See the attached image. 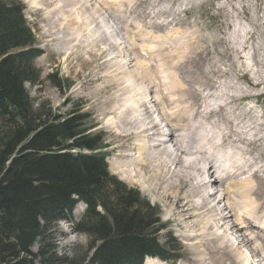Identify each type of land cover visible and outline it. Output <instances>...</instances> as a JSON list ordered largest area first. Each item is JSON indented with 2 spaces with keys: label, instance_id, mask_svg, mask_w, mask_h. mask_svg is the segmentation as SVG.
<instances>
[{
  "label": "rangeland",
  "instance_id": "374dc122",
  "mask_svg": "<svg viewBox=\"0 0 264 264\" xmlns=\"http://www.w3.org/2000/svg\"><path fill=\"white\" fill-rule=\"evenodd\" d=\"M17 1H20L23 5L24 19L35 35V45L41 51L34 62L36 68L40 71V82L38 84L25 83V88L34 105L37 106V104L45 102L47 108H50L56 115L66 116L72 111H76L88 116L85 126L91 127L90 131L92 133H99L104 143L108 145L104 151L108 152L109 172L128 187L139 190L140 194L158 209L157 217L162 225L156 235L158 242L164 247L167 245L166 252L175 255V257L167 260L155 259L154 261L158 264L190 263L184 243L183 228L179 224L178 216L173 213L172 206L165 199L166 192L163 191L164 193H162L161 191L162 188L166 190L168 186L166 187L165 183L163 185L158 184L162 187L159 188L154 181L153 184L144 183V181L141 182L142 184L137 181H126L121 178L122 174L116 173V168L119 165L124 166L129 163L127 159H121L117 155L122 142L117 141L116 130L109 122L110 118L113 117L108 112L110 107L117 105V103L118 105L123 104L118 97L123 92L112 88L109 91L101 90V95H99L93 93L92 89L100 82L104 83L105 80V82H109L110 76H115L114 80L120 78L123 82L127 78L134 80V73L143 77L142 72L145 65L141 61L143 57L140 56L139 50L147 41L141 38L140 33V41L136 39L137 34L135 33L133 34L134 37H130L128 30L119 28L116 21V19L125 18V15H127V19L135 13H140L143 16L138 15L145 17L144 19L149 20V23L153 26L164 23V26L159 28L161 35H169L168 32L171 34L169 37L166 36V39L163 36L160 40L151 43L154 46L157 45V51H160L158 48L160 47L161 53H165L171 51L174 47H180L181 43L183 46L186 42H191L198 49L201 57L208 53L206 58L215 61V64L208 61V64L198 65L195 70L194 66H190L188 67L189 74L185 76L180 74V69L170 68L168 60L164 57L160 61L155 60L162 65V69H158V66L156 68L148 67L155 69L157 72H162L170 80H176L177 82L183 80L184 85L196 82L198 85H194L195 88L197 87L195 91L203 92L208 99L211 96L210 93H213L212 99H209L208 102L214 103L213 108L224 105L225 120L229 119L227 121L228 126H226L224 119L209 117L210 122L207 121L209 122L207 129L211 132L216 131L219 138L230 135V127L235 124V126L239 125L241 127L242 135L245 133L248 137L257 140L256 147L259 148L261 145L264 148V112L262 114L258 113L260 112V106L263 107L262 110L264 109V99H262L264 98V51H260V47L264 48V39L262 38V36L264 37V0L257 14H255L251 3L249 5V0H244L246 3L243 0H235L233 9L229 7L232 4L230 0H214L213 2H206V4L203 3L204 5L194 4L186 0H131L130 2L129 0H123L126 2L125 4L118 3L116 7L112 6V8H110V4L101 6L97 0H67V2L62 0L65 3L61 0H46L47 2L44 0L34 2H32L33 0ZM104 1L111 2L115 0ZM58 3L59 9H56ZM220 5L227 6V9L222 7L223 13L217 10ZM243 5L244 8H248V12L240 8ZM147 7L150 9L149 11H147ZM93 12H96L95 17L92 14ZM128 12H130L129 15ZM78 15L80 18L76 20ZM65 19L70 21L64 23L66 26H60V20ZM75 21L78 22L75 23ZM155 29L158 32L159 29ZM237 32L243 33L235 45L237 55L241 58L244 56L246 63L245 65L236 66L222 63L224 61H221V59L225 58L224 60H227V55L223 53L227 43L212 45L211 41L215 39L217 41L224 37L225 41L228 39L236 41ZM247 34L252 36L250 46L258 45L259 47L256 50L248 47L245 52H242L240 45L247 46L244 41ZM131 38L135 43L131 41ZM159 42L163 45L159 46ZM136 43L138 49H136ZM204 45L208 47V50H203ZM252 52L257 55L253 56ZM145 64L147 65L146 62ZM52 73L65 81L62 82L61 80L60 87L54 86L52 80L47 78ZM153 74L155 77V73ZM143 82L141 83V87L144 88H142V91L148 90V93H142L140 98L147 101L152 98L154 100V93L149 90V81ZM124 84L126 85L127 82H124ZM124 84H121L120 87ZM90 91L93 95H87ZM108 96L111 99L105 106L102 102H105V98H109ZM127 96L128 94H126ZM206 96H203V98H206ZM231 97L235 100L231 101ZM121 98L122 96H120ZM138 99L136 97L133 100ZM202 102L204 101H199L197 104L204 107L205 105H201ZM153 103L152 101L151 105ZM254 104L258 106L256 111ZM152 107L155 110V117L158 118L160 123L163 122L160 119L159 110L153 105ZM161 126L163 130L167 131L168 128L165 122L164 124L161 123ZM178 126L175 125V127ZM175 129L177 130V128ZM175 133L178 134V130ZM242 156L249 158L246 153ZM248 163L250 161L245 164ZM255 165H259L256 168L258 174L264 177V154L256 160L253 166ZM136 177L138 176L134 175L132 178L136 179ZM141 179H145V177L142 176ZM149 185L153 188H149ZM215 186H217L215 187L217 192L221 193V187L217 184ZM187 190L188 188L182 187L178 195H184ZM257 199L261 200L260 197H257ZM225 205L222 203L220 207ZM83 212V208L81 210L77 207L76 211L73 212V219L76 221L80 219ZM89 239L86 234L78 232L72 224L63 220L56 222L52 230V241L56 247V254L60 257L76 258L77 263H80L85 257L83 264H88V257L91 255L88 248ZM232 240L236 242L234 236ZM38 246V243L34 244L32 252L37 253ZM171 248L173 249L172 252L170 251ZM247 255L248 264H258L259 259L257 257H252L248 251ZM37 262H39V259Z\"/></svg>",
  "mask_w": 264,
  "mask_h": 264
},
{
  "label": "bare ground",
  "instance_id": "6f19581e",
  "mask_svg": "<svg viewBox=\"0 0 264 264\" xmlns=\"http://www.w3.org/2000/svg\"><path fill=\"white\" fill-rule=\"evenodd\" d=\"M34 1L36 0L32 2ZM125 1L97 0L101 6L110 4V8L116 7L118 3L125 4ZM186 1L201 5L214 0ZM230 1L232 4L229 7L232 8L235 5V0ZM243 2L245 1L243 0ZM250 3L257 14L263 0H249V5ZM222 7L227 9V6L220 5L217 10L223 13ZM55 8L59 9V3ZM240 8L248 12V8H244V5ZM149 10L147 7V11ZM129 13L127 14L129 15ZM92 14L94 16L96 12ZM138 14L140 13H135L127 19V15L123 19H116L119 28L128 30L130 37L135 33L139 36L137 40L140 41L139 33L141 35L146 33V27L156 31L155 28L159 29L164 26V23H158L154 25V28L149 20L144 19L142 14H140L142 16ZM62 16L65 17L64 14ZM78 18H80L79 15L76 20ZM69 21L67 19L60 20L59 25L66 26L64 23ZM77 22L75 21V23ZM71 29L73 28L71 27ZM236 34V41L230 39L225 41L224 37L211 42L212 45L227 43L223 52L227 55V60L221 59L224 61L222 63L235 66L245 65L244 56L241 58L237 55L235 46L243 33L237 32ZM251 38L252 36L248 34L244 38L247 46L240 45L242 52H245L248 47L255 50L259 47L258 45L250 46ZM262 38L264 39L263 36ZM160 39L161 34L153 32L149 44ZM131 41L135 43L132 38ZM144 45L147 44H143L141 51H146L145 48L149 49L152 57L141 60L145 65L142 72L143 77L134 73L135 79L127 78L124 80L127 82L125 85L120 78L114 80L116 77L110 76L109 82H105L106 80L104 83L100 82L92 89L93 93L99 95H101V90L109 91L112 88L123 92L118 95L119 101L121 100L123 104L118 105L117 103L110 107L108 112L113 117L108 121L116 130L117 141L122 142L117 155L121 159H127L129 163L124 166L119 165L116 168V173L122 174L121 178L126 181L139 183L144 181V183L150 184H153L154 181L156 185L165 183L164 185L168 186L165 190L158 185L159 188H162V193L166 192L165 199L172 206V211L178 216L179 224L183 228L184 243L190 261L187 264H248L247 251L252 257L259 259L258 264H264V177L258 174L256 168L259 165L253 166L256 160L264 154V148L261 145L259 148L256 147L257 140L248 137L245 133L242 135L241 127L235 126V124L230 127V135L219 138L216 131L211 132L207 129V124L210 122L209 117L224 119L226 126H228L229 119L225 120L224 105L213 108L214 103L208 102L209 99H212L213 93H210L211 96L208 99L203 92L195 91L197 87L195 88L194 85H198L196 82L184 85L183 80L181 82L170 80L162 72L149 68L158 66V69H162V65L155 60L160 61L164 57L168 60L170 68L180 69V74L185 76L189 74L188 67L190 66H194L195 70L198 65L208 64V61L215 64V61L206 58L208 53L201 57L198 49L191 42H186L183 46L181 43L180 47H174L165 53H161L160 47H158L160 51H157V46ZM162 45L159 42V46ZM136 49H138V44ZM203 50H208V47L204 45ZM260 51H264V48L260 47ZM252 54L253 56L257 55L255 52ZM153 73H155V77ZM147 81H149V90L154 93V100L152 98L147 101L140 98L142 93H148V90L143 92V87H141V83ZM121 84L124 86L120 87ZM93 93L90 91L87 95H93ZM126 94H128L127 97ZM120 96H122L121 99ZM136 97L139 99L134 101ZM231 98V101L235 100V98ZM110 99L111 97L105 98V102L102 103L106 106ZM202 100L204 102L201 105H205L204 107L197 104ZM152 101L154 102L152 105L159 110L160 119L163 121L161 123H166L167 131L163 130L160 121L155 117ZM103 110L105 111V109ZM175 125L179 126L175 127ZM175 128H177L178 134L175 133L177 131ZM245 153L250 159L242 156ZM248 161L250 163L246 165L245 163ZM134 175L138 177L133 179ZM142 176L145 179H141ZM215 184L221 187V193L217 192ZM148 187L153 188L150 185ZM182 187L188 188V190L180 196L178 193ZM257 197H260L261 200ZM251 201L253 202L251 203ZM222 203L226 205L220 207ZM233 236L236 242L232 240ZM145 264L158 263L149 258Z\"/></svg>",
  "mask_w": 264,
  "mask_h": 264
},
{
  "label": "trees",
  "instance_id": "16d2710c",
  "mask_svg": "<svg viewBox=\"0 0 264 264\" xmlns=\"http://www.w3.org/2000/svg\"><path fill=\"white\" fill-rule=\"evenodd\" d=\"M22 11L19 1L0 0V264H83L85 257L77 263L56 254L52 230L60 220L90 238L88 264L175 257L158 242L157 207L109 172L107 145L85 126L88 116L34 105L25 83L40 82L41 51ZM47 78L61 86L55 74ZM73 195L87 204L77 222Z\"/></svg>",
  "mask_w": 264,
  "mask_h": 264
}]
</instances>
